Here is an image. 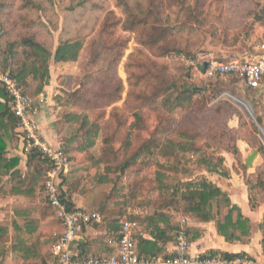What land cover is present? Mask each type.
<instances>
[{
	"label": "trees",
	"instance_id": "16d2710c",
	"mask_svg": "<svg viewBox=\"0 0 264 264\" xmlns=\"http://www.w3.org/2000/svg\"><path fill=\"white\" fill-rule=\"evenodd\" d=\"M112 1L120 9L124 18L117 19L113 11L106 15L101 30L92 41V47L94 48L93 63L100 64L104 55L103 50L107 52V55L109 52L117 53L116 59L109 60L112 61L110 68L112 80L116 79V65L119 59L124 57L128 49V42L125 39L117 38L113 42L116 37V30L120 27L123 32L134 34L135 40L140 46V49L128 57V61L125 64L129 85L126 102L129 104L131 101L140 100L135 102L139 105L143 101V105H149L154 112H158L162 108L168 109L170 112H174L177 109L194 108L196 105L195 97L203 91L207 92L213 86L212 83L209 87L200 88L180 80L178 81L171 74L166 64H159L150 60L146 52L156 53L159 58L167 59L173 58V56H185L187 59L195 60L196 55L193 54L191 43L199 29L208 21V13L205 9L206 2L187 5L186 1H174V3L180 2L182 4V8L177 15L178 22L174 24L171 14L167 13L165 3L161 0ZM251 5L249 10L251 22L248 24L250 30L244 35L246 39L253 36V25H258L264 29V0ZM3 7L0 4V8L2 9ZM22 7L28 12L46 10L41 0H22ZM183 17L185 18L183 19ZM220 35L225 39L223 44L228 45L226 42L230 35L226 31L221 32L219 29H215L210 34V38L215 40ZM238 36H241V34H238ZM83 43L82 39L65 40L61 41L55 50H50L37 39L36 35L24 34L5 45L0 43L2 68L4 72L17 81L24 91L34 98L39 97L50 84L51 61L55 64L77 61ZM237 43L238 40H235L233 44ZM215 59L218 62L227 63L233 58L224 59L219 55ZM184 68L186 81L189 82L193 78V67L188 65ZM142 70H145V72L140 73L139 71ZM155 70H158L159 74H156ZM219 79H216V82ZM152 81L154 83L158 82L159 86L155 88L154 94L147 98L144 95V84L147 82L153 87ZM82 85H84L82 86L83 89V87L87 86V82ZM123 91L124 86L121 83L115 89L113 99H109V104L121 100ZM77 94L78 96L82 94L81 88L76 90L73 96ZM135 118L134 132L126 136L123 146L124 151H128L134 145V133L143 130V126H145L146 119L141 112H137ZM65 122V124L72 126L79 125L74 131L76 136H72L65 144L60 146L62 151L69 156L71 164H73L74 157L77 156L76 153L83 155L84 153L87 154L91 151L95 153L97 151L98 139L104 132L103 127L91 122L85 114H67ZM160 126L163 125L160 124ZM162 128H159L152 138L143 142L137 152L119 165V172H127L131 167L136 166L139 159L143 156L144 159L147 156L153 157L155 155L167 159L165 162L156 161L154 164L158 170L155 171V186L151 191L159 195V201H156L155 208L148 209L145 218L138 220L134 236L138 255L144 258L170 256L160 247L174 242L176 233L179 230V224L176 222L175 215L171 212L181 213L183 216H193L203 223L214 224L218 236L222 237L227 243L249 244L252 234L251 220L243 214L237 204L232 202L227 192L205 177L183 181L171 176V174L192 176L194 171L190 168V165H192L196 168L202 167L210 174L230 179L231 171L225 165V157L204 152L198 146L201 135L197 131H173L171 129L163 130ZM160 134L165 135V137H158ZM168 135L174 136L170 137ZM105 141L109 144L111 137H106ZM19 142V120L13 112L10 95L0 85V193L4 196H21L32 201L42 197L44 199L43 205L38 210L16 212L19 217L24 219L25 224L20 226L15 223L14 231L16 235L12 241L9 240L11 235L9 227L0 225V264L5 263L10 251L16 253L23 264H49V260L53 261V264H57L52 254V248L61 239L63 225L57 218L56 211L48 202L45 187L51 163L41 153L31 151L25 154L27 170L25 173L22 172L19 169L20 159L18 157H10L8 152V146L17 147ZM233 152L237 156L238 162H242L243 155L241 150L236 147ZM108 153L114 156L115 161L117 160L118 150L111 146ZM190 156L196 157V159L193 160ZM111 162L113 161L110 159L105 160L103 157L96 161L95 165L99 166L102 163ZM144 163L147 166L153 164L149 160ZM242 168L247 171V167L244 164ZM113 171L115 169L109 168L107 172L112 173ZM240 172L239 170L238 173ZM256 175L255 179L248 177L245 183L252 211L258 210L261 204L258 192L264 191V165L260 166ZM67 181L68 177H63L60 184V188L63 191L61 198L70 211H75L78 208H76L67 194V189L69 190V182ZM14 182L15 185L11 186L10 184ZM99 182L100 184H108L110 180L106 176H100ZM9 185L11 188L7 191L6 187ZM137 186L135 185V187ZM131 192L133 197L136 198V190L133 189ZM112 200L113 197H109L106 202L96 205L95 208L81 209L100 212L103 216V223L106 222L108 227L119 232L120 223L128 220L129 216L121 208L116 210L120 205L118 202H112ZM151 205L153 204L147 203V206ZM49 217L55 219V226L57 227L56 232L51 236L43 234L42 231L43 222ZM262 226L263 224H261ZM146 235L150 239L145 238ZM201 236L202 232L200 230L189 229L190 243ZM8 243H10V246H8ZM91 245V243L80 245V256L103 257L110 256L115 252L109 247V250H105L108 254L106 252L105 254L90 252L89 247ZM215 257L227 260H253L246 252L228 253L210 250L200 255L202 259Z\"/></svg>",
	"mask_w": 264,
	"mask_h": 264
},
{
	"label": "rangeland",
	"instance_id": "374dc122",
	"mask_svg": "<svg viewBox=\"0 0 264 264\" xmlns=\"http://www.w3.org/2000/svg\"><path fill=\"white\" fill-rule=\"evenodd\" d=\"M41 1L46 8L45 11L33 10L28 12L22 7V0H0V4L4 6L2 9L0 8V43L5 45L24 34L36 35L37 39L50 50H55L61 41L75 39L84 41L77 61L60 64L51 61L49 84L50 86L54 82L59 91L53 93L50 109L55 110L54 127L61 146L75 135L74 131L79 126L78 124L74 126L65 124L67 114H85L91 122L104 128L103 135L98 139L97 151L83 155L76 153L77 156L74 157L73 164H71V172L67 181L69 182L67 194L77 208H95L96 205L106 202L107 198L113 197L112 202H118L120 205L116 210L123 209L129 216V221L137 224L138 220L145 218L148 209L155 208L156 201H159V195L151 191L155 186L154 174L158 170L154 164L156 161L165 162L167 159L156 155L147 156L144 159L143 156L139 159L138 164L131 167L127 172H119V165L137 152L143 142L152 138L153 134L162 127L163 130L199 132L201 136L198 146L206 153L224 156L225 165L230 169L231 175L234 173L235 182L240 185L244 183L247 189L245 184L247 178L255 179L260 166L264 165V88L261 91H252L241 80L232 77L220 78L217 82L216 80H205L201 76L203 73L199 66L193 67V78L188 82L184 67L188 66L189 63L184 62L182 57L186 60L190 59L185 56L159 58L156 53L146 52L150 60L159 64H166L176 80L200 88L209 87L211 83L213 86L207 92L203 91L195 97L196 105L192 109H177L170 112L168 109L162 108L158 112H154L149 105H143V101L139 105L135 103L140 100H134L128 104L126 101L129 85L125 64L128 57L140 49L135 40V35L123 32L120 27L116 30V37L113 42L117 38L125 39L128 42V49L116 65L115 80H112L110 70L112 61L109 60L116 59L117 53L109 52L107 55V52L103 50L104 55L100 64H95L92 61L94 55L92 41L101 30L106 15L113 11L117 19L124 18L115 3L112 0ZM161 1L165 3L167 13L171 14L174 24H177V15L182 4L180 2L174 3L176 0ZM180 1H186L187 5H195L198 2H206L207 4L205 9L208 13V21L199 29L191 43L193 54L196 55L195 60L199 64L217 61L215 58L219 55L224 59L246 58L255 60L264 57V51L258 49V46L264 45V29L258 25H253V36L249 39L244 37L245 33L250 30L248 24L251 22L249 17L251 4L261 0ZM215 29L229 33L230 38L226 42L228 45L223 44L225 39L222 35L217 36L215 40L210 38V34ZM235 40H238L237 44H233ZM139 72L143 73L145 70ZM155 73L159 74V71L155 70ZM84 82H87V86L82 89ZM152 82L153 87L150 83L145 82L144 84V95L147 98L152 96L155 88L159 86L158 82ZM121 83L124 86L122 99L109 104V99H113L115 89ZM79 88H81L82 94L73 96ZM42 95L47 96L45 91ZM29 96L33 101L34 108L39 111L50 110L48 101L39 99L40 96L35 98L30 94ZM137 112H141L146 123L143 130L134 133V145L128 151H124L126 136L134 132L135 114ZM108 136L111 137L109 144L105 141ZM163 136L165 137V135H158L162 138ZM242 145L246 146L247 153H245L246 157L243 155L242 162H238L233 151L236 147L240 149ZM111 146L118 150L116 161L114 156L108 153ZM254 152H257V155L252 165L246 166L247 158ZM103 157L105 160L110 159L113 162L96 166V161ZM190 158L196 159L193 156ZM146 160L153 164L147 166L144 163ZM243 164L247 167V171L242 168ZM109 168H113L115 171L108 173ZM190 168L194 170L192 176L182 174H171V176L183 181L205 177L225 192H227L228 187H233L231 182H227L232 179V176L230 179H225L219 175L208 173L202 167L196 168L190 165ZM19 169L24 173L26 172V160L20 163ZM239 170L240 173H238ZM100 176H106L110 182L100 184ZM10 185H15V182ZM10 185L6 187L7 191L11 188ZM135 185L138 186L135 187ZM133 189L136 190V198L131 194ZM227 193L230 195L229 192ZM258 194L260 207H262L264 206V191H259ZM43 200V197L32 201L21 196H4L0 193V225L9 227L11 231L10 241L16 235L15 223L20 226L25 224L24 219L19 217L16 212L38 210L43 205ZM149 202L153 205L147 206ZM113 205L114 203L112 207ZM171 213L179 219L189 216ZM54 220L53 217H49L43 222V234L51 236L56 232L57 227ZM261 224H263L262 227ZM212 225L215 227L214 224ZM106 226V222L101 225V227ZM254 232L258 234L259 242L253 244L252 247L258 249V254L254 255H258V257H252L253 260L251 261L247 259L244 261L246 260L249 264H264V215L259 223L254 225ZM253 236L255 234H251L250 241H252ZM103 240L105 237L101 238L102 243L105 244ZM259 257L260 259H258ZM48 262L53 264V261L49 260ZM4 264H23V262L16 253L10 251Z\"/></svg>",
	"mask_w": 264,
	"mask_h": 264
},
{
	"label": "built area",
	"instance_id": "2783aa9c",
	"mask_svg": "<svg viewBox=\"0 0 264 264\" xmlns=\"http://www.w3.org/2000/svg\"><path fill=\"white\" fill-rule=\"evenodd\" d=\"M264 51V45L258 46ZM191 67H200L205 80L232 77L241 80L251 90L261 87L264 80V57L249 60L234 58L229 62L207 61L199 64L196 60H186ZM0 85L5 88L12 99L15 116L19 120L20 141L23 154L37 151L51 163L45 187L50 206L56 211L57 218L63 225L60 241L52 248L53 257L57 264H249L241 260H227L220 257L205 258L191 254V243L187 220L179 222L176 233L175 251L168 257L144 258L140 257L135 247V229L137 224L125 220L120 223V230L116 236L108 239V245L115 249L114 254L103 257H82L71 250L72 245L83 226H95L103 223V216L96 210L86 211L77 209L70 211L62 201L60 184L63 177H68L71 172L69 156L61 147L49 144L40 134V129L35 119L37 110L29 94L24 91L8 73L3 71L2 56L0 53Z\"/></svg>",
	"mask_w": 264,
	"mask_h": 264
},
{
	"label": "crops",
	"instance_id": "0c3cea01",
	"mask_svg": "<svg viewBox=\"0 0 264 264\" xmlns=\"http://www.w3.org/2000/svg\"><path fill=\"white\" fill-rule=\"evenodd\" d=\"M57 87L58 86L53 82L50 86L45 88V94H47V96L45 97V95H42L39 98L41 100L49 102V109L52 105L51 97L53 93L59 92L57 90L58 89ZM54 113H55L54 109H50L49 111H47V109L43 111L37 110V115H35V119L37 120V124L40 129V134L43 136V138L46 139V141L52 146L60 147L61 146L60 140L58 138V135L54 127V120H55ZM19 144L20 146L17 145V147L8 146V152L10 157H18L21 163L22 161L24 162L26 160V157L22 151L21 141L19 142ZM240 149L242 155L246 157L245 154L247 153L246 146L242 145L240 146ZM233 174L234 173H232L231 175L232 179L230 181H227L228 183L231 182L233 187L232 188L228 187L226 191L230 193V198L232 202L234 204H237L241 208L243 214L251 220L252 234H255V236L252 237V241L247 245L230 244L227 243L222 237L218 236L217 231L215 227L212 225V223H203L193 216H186L180 219L175 216L176 222L178 224L182 219H186L187 226L189 229H198L202 232V236L191 243V254L194 256H200L201 254L206 253L210 250H219L228 253L246 252L248 255H250L253 258L258 257V255L254 256L255 254H258L259 252L258 249L256 247L255 248L252 247L253 244H257L259 242L258 234L254 232V225L258 224L259 221L262 219L264 215V206L260 207L258 211L251 210L248 201V191L244 186V183L240 185L238 184V182L237 183L235 182L236 178H233L234 177ZM235 187L238 189H236ZM102 224L95 226H83L80 232L78 233V237L76 241L72 245H70L71 250L74 251L75 253L80 254L79 246L85 243H91L92 245L89 247L90 252L105 254L106 252L105 250L106 249L109 250L108 247L111 248L108 245V239L112 236H116L118 232L108 226L101 227ZM102 237H105V240H103L105 244H103L101 241ZM145 238L150 239L148 235H146ZM160 248L163 249L165 253L169 255H172L175 251L174 242L168 243L166 246L163 247L161 246ZM112 249L115 251L114 248ZM106 253L108 254V252ZM258 259H260V257Z\"/></svg>",
	"mask_w": 264,
	"mask_h": 264
},
{
	"label": "water",
	"instance_id": "95a60500",
	"mask_svg": "<svg viewBox=\"0 0 264 264\" xmlns=\"http://www.w3.org/2000/svg\"><path fill=\"white\" fill-rule=\"evenodd\" d=\"M263 88H264V83H263L262 87L259 89V91H261ZM256 155H257V152H254L253 154H251V156H249V158L247 159V162H246V166L252 165V162H253L254 158L256 157Z\"/></svg>",
	"mask_w": 264,
	"mask_h": 264
}]
</instances>
